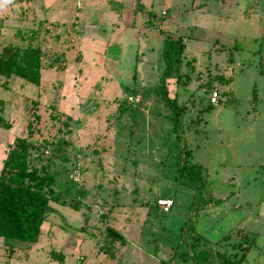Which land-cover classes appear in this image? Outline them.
<instances>
[{"label":"rangeland","instance_id":"1","mask_svg":"<svg viewBox=\"0 0 264 264\" xmlns=\"http://www.w3.org/2000/svg\"><path fill=\"white\" fill-rule=\"evenodd\" d=\"M139 1L136 11L137 0L0 7V49L31 44L43 55L39 84L0 76L11 122L0 127V170L36 106L30 159L53 177L38 241L9 249L0 237V264H193L204 247L220 264L216 253L238 258L246 233L254 241L242 264H264V0ZM160 29L184 44L164 78L184 105L179 143L158 93ZM212 90L219 103L206 111ZM185 147L204 167L206 192L227 197L199 209L192 228L185 221L198 191L178 171ZM167 197L174 204L162 213L156 201ZM106 222L127 238L116 258L99 249Z\"/></svg>","mask_w":264,"mask_h":264},{"label":"trees","instance_id":"2","mask_svg":"<svg viewBox=\"0 0 264 264\" xmlns=\"http://www.w3.org/2000/svg\"><path fill=\"white\" fill-rule=\"evenodd\" d=\"M141 6L140 1L137 0L135 11L141 9ZM159 31L165 36L162 50L165 69L161 75L158 93L160 100L172 110V116L170 117L173 124L172 132L175 134L176 142L179 143L182 139L180 135L181 114L184 111V105L178 104L176 97L170 94V89L165 85L164 78L170 75L171 71L180 64L184 44L181 38L171 39L164 31L161 29ZM262 42H264V39ZM237 47H241L240 43H235V48ZM57 60L58 57H55L44 66H56ZM42 66L43 55L39 46L31 44L19 46L8 43L0 49V76L2 77L17 76L33 84H39ZM261 73L264 74L263 71ZM252 94L253 100H255L257 98L255 85ZM210 106L214 105L210 104L208 99L205 110L209 111ZM3 113L4 101L0 99V127L10 128L11 122L5 119ZM32 116L27 124V134L16 136L11 141L2 160L0 170V237L9 249L13 248L14 241L28 244L36 243L41 234L42 224L53 210L50 205L53 191L52 189L49 191L44 189V186L52 184L53 177L48 171L41 174L42 165L39 167L30 159V151L33 147L31 142L33 127L40 117L36 106L33 108ZM51 116L56 117L57 115ZM191 158L192 151L185 147L178 164V171L192 181L198 191V199L190 205L189 215L185 221V225L189 228H192L194 216L199 209H203L208 205L220 204L227 199V197L215 198L206 192L207 188L203 178L204 167L200 163H193ZM74 206L78 208L76 205ZM87 222L86 217L85 224ZM200 238H202L200 234L195 235V240ZM228 238V232L221 237L222 240ZM253 241L254 236L250 237L247 233L241 237L239 244L245 247H243L238 258L234 255L229 256L217 252L216 256L220 264H242ZM126 243V236L119 229L106 222L99 244L100 251L111 258H116L120 254V248L125 246ZM54 255L57 256L56 253ZM58 258L61 259L62 254H58ZM189 258L193 261V264H213L210 261L211 252L206 247L193 250Z\"/></svg>","mask_w":264,"mask_h":264},{"label":"built area","instance_id":"3","mask_svg":"<svg viewBox=\"0 0 264 264\" xmlns=\"http://www.w3.org/2000/svg\"><path fill=\"white\" fill-rule=\"evenodd\" d=\"M209 102L212 105H217L219 103V93L216 90H212L209 94ZM174 204L172 198H161L157 200V205L162 213H167L170 211L172 205Z\"/></svg>","mask_w":264,"mask_h":264},{"label":"clouds","instance_id":"4","mask_svg":"<svg viewBox=\"0 0 264 264\" xmlns=\"http://www.w3.org/2000/svg\"><path fill=\"white\" fill-rule=\"evenodd\" d=\"M13 3V0H0V7H3L5 5H10Z\"/></svg>","mask_w":264,"mask_h":264}]
</instances>
